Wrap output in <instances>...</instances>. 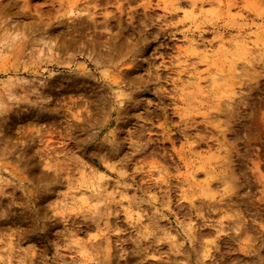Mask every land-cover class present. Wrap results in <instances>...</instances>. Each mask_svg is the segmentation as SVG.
<instances>
[{
  "label": "rangeland",
  "instance_id": "1",
  "mask_svg": "<svg viewBox=\"0 0 264 264\" xmlns=\"http://www.w3.org/2000/svg\"><path fill=\"white\" fill-rule=\"evenodd\" d=\"M0 258L264 264V0H0Z\"/></svg>",
  "mask_w": 264,
  "mask_h": 264
},
{
  "label": "bare ground",
  "instance_id": "2",
  "mask_svg": "<svg viewBox=\"0 0 264 264\" xmlns=\"http://www.w3.org/2000/svg\"><path fill=\"white\" fill-rule=\"evenodd\" d=\"M232 45H233V44H232ZM205 120H206V119H205ZM203 122H204V121H203ZM184 132H185V131H184ZM226 132H227V131H226ZM229 132H230V131H229ZM224 137H225V135H224ZM201 142H202V141H201ZM205 145H206V144H205ZM104 150H105V149H104ZM101 155H102V154H101ZM103 155H104V158L107 157V156H109V155H107V154H103ZM208 174H209V172H208ZM208 174H207V175H208ZM207 175H206V176H207ZM105 187H106V186H105ZM101 188H102V187H101ZM106 189H107V188H106ZM85 191L87 192V191H89V190H85ZM105 191H106V190H105ZM225 191H226V190H225ZM80 192H81V191H80ZM80 192H79V193H80ZM81 193H82V192H81ZM81 193H80V195H81ZM89 193H90V192H89ZM83 194H84V193H83ZM208 194H209V193H208ZM81 197H82V196H81ZM85 197H86V196H85ZM82 198H83V197H82ZM88 198H90V197H88ZM103 198H104V197H103ZM64 199H65V198H64ZM96 199H97V198H96ZM66 200H67V199H66ZM66 200H65V202H66ZM94 200H95V199H94ZM69 201L71 202L70 199L68 200V202H69ZM76 201H77V200H76ZM89 201H90V200H89ZM100 201H101V200H100ZM186 201H187V200H186ZM228 201H229V200H228ZM68 202H66V203H68ZM216 203H217V202H216ZM223 203H224V201H223ZM231 203H232V202H231ZM64 204H65V203H64ZM70 204H71V203H70ZM67 205H68V204H67ZM219 205H220V204H219ZM219 205H215V206H219ZM190 206H191V205H190ZM213 206H214V205H213ZM215 206H214V207H215ZM224 206H225V205H224ZM65 207H66V205H65ZM209 207H210V206H209ZM62 208L64 209V207H62ZM225 208H226V207H225ZM66 209H67V208H66ZM213 209H214V208H213ZM227 209H228V208H227ZM189 211H190V210H189ZM226 211H227V210H226ZM228 211H229V210H228ZM220 212H222V211H220ZM18 215H19V214H18ZM91 215H92V214H91ZM220 216H221V215H220ZM210 217H211V216H210ZM210 217H209V218H210ZM212 217H213V216H212ZM223 217H224V216H223ZM227 217H228V216H227ZM236 219H237V218H236ZM244 219H245V218H244ZM240 220H242V217H241ZM223 221H224V220H223ZM206 224H207V223H206ZM223 224H224V223H223ZM235 224H236V223H235ZM244 224H245V223H244ZM232 226H233V225H232ZM240 226H242V225H240ZM215 227H216V226H215ZM223 227H224V226H223ZM225 227H226V226H225ZM228 227H229V226H228ZM211 228H212V227H211ZM229 228H230V227H229ZM239 228H240V227H239ZM250 228H251V226H250ZM212 229H213V228H212ZM244 229H245V228H244ZM188 230H189V229H188ZM190 230H191V229H190ZM192 230H193V229H192ZM192 230H191V231H192ZM214 230H215V228H214ZM237 230H238V231H241V230H239V229L237 228V229L235 230V232H236ZM250 230H251V229H250ZM222 232H224V231L220 230L218 233H222ZM233 232H234V231H233ZM243 232H244V231H243ZM210 233H211V231H210ZM214 233L217 234L216 232H214ZM189 235H190V233H189ZM199 235H200V234H199ZM256 235H257V234H256ZM191 236H192V235H191ZM242 236H243V235H242ZM198 237H199V236H198ZM233 237H234V236H233ZM240 237H241V236L239 235V236H238L239 240H241ZM234 238H235V237H234ZM193 239H194V238H193ZM237 240H238V239H237ZM209 242H210V241H209ZM209 242H208V244H206L205 251H204V257H205L206 259H208L209 257H213V256H211L212 245H214V244L216 245V242H214V241H212L211 244H209ZM247 242H248V241H247ZM250 242H251V241H250ZM233 243H234V242H233ZM251 243H252V242H251ZM226 244H227V243H226ZM226 244H225V245H226ZM235 246H236V245H235ZM249 246H250V245H249ZM251 246H252V245H251ZM240 247H241L240 250L242 251V253H246L245 250H247V249L244 250V248H243L244 246H243L242 244H240ZM254 247H255V246H254ZM86 248H87V247H86ZM249 249H250V248H249ZM184 252H185V251H183V253H184ZM231 252H232V251H231ZM234 253H235V252H234ZM179 254H180V253H179ZM229 255H230V254H229ZM156 256H157V255H156ZM241 256H242V255H241ZM259 256H260V255H259ZM237 257H238V256H237ZM3 258H4V257H3ZM156 258H157V257H156ZM238 258H239V257H238ZM242 258H243V256H242ZM0 259H1V258H0ZM251 260H253V259H251ZM235 261H236V260H235ZM255 261H256V260H255ZM0 262L4 263V260H3V261L0 260ZM153 262H154V261H153ZM5 263H6V262H5ZM8 263H9V262H8ZM11 263H12V262H11ZM172 263H173V262H172ZM238 263H239V262H238ZM238 263H237V264H238ZM241 263H242V262H241ZM9 264H10V263H9ZM153 264H155V263H153Z\"/></svg>",
  "mask_w": 264,
  "mask_h": 264
}]
</instances>
